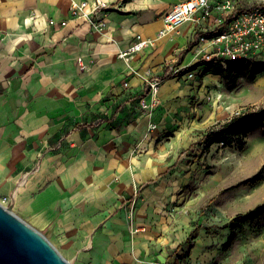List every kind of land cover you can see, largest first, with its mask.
<instances>
[{"label":"crops","instance_id":"1","mask_svg":"<svg viewBox=\"0 0 264 264\" xmlns=\"http://www.w3.org/2000/svg\"><path fill=\"white\" fill-rule=\"evenodd\" d=\"M76 1L0 0V199L72 264H210L213 242L196 236L187 252L196 230L164 215L172 165L147 133L160 99L140 108L150 79L164 80L163 100L178 92L169 69L198 63L188 48L209 24L158 38L185 0H127L100 29L71 17ZM137 35L155 42L121 59Z\"/></svg>","mask_w":264,"mask_h":264},{"label":"rangeland","instance_id":"2","mask_svg":"<svg viewBox=\"0 0 264 264\" xmlns=\"http://www.w3.org/2000/svg\"><path fill=\"white\" fill-rule=\"evenodd\" d=\"M233 3L238 11L264 1ZM253 67H239L235 87L220 75H204L207 68L201 72L204 76L197 78H170L172 91L178 92L168 98L169 102L160 94L163 118L156 129L149 127L147 132L148 137L154 132L159 135L156 152L164 149L165 160L172 165L163 174L174 186L164 215L173 218L175 230L195 229L197 237L213 242L210 264H264V213L236 228L225 248L232 234V220L264 207V126L253 128L243 147L214 145L205 150L203 143L207 131L235 115L264 111V71L251 79Z\"/></svg>","mask_w":264,"mask_h":264},{"label":"built area","instance_id":"3","mask_svg":"<svg viewBox=\"0 0 264 264\" xmlns=\"http://www.w3.org/2000/svg\"><path fill=\"white\" fill-rule=\"evenodd\" d=\"M126 1H76L70 8V15L74 19H84L92 27L101 29L106 26L108 11L121 7ZM234 9L233 0H223L218 3H213L212 0H185L163 15L164 25L158 33V38L180 35L183 25L188 21L196 22L198 26L206 21L209 25L200 27L199 36L193 48L200 62L212 63L225 70L238 62L251 65L264 63V4L238 11ZM50 24L54 25L55 20H50ZM61 25L66 26L67 21L62 22ZM154 42L137 35L133 45L127 51L121 52L119 57L129 61L132 54L142 51ZM78 64L81 68L85 67L83 58H78ZM199 69L200 67L181 75L184 69L174 66L169 69V75L175 78L192 79L202 75ZM161 85L162 80L159 78L148 81L150 99L143 98L140 101L142 110L152 114L158 108ZM149 127L154 130L157 125L151 123ZM0 201L7 205L8 198L0 199Z\"/></svg>","mask_w":264,"mask_h":264},{"label":"trees","instance_id":"4","mask_svg":"<svg viewBox=\"0 0 264 264\" xmlns=\"http://www.w3.org/2000/svg\"><path fill=\"white\" fill-rule=\"evenodd\" d=\"M198 36L199 33L195 35V41L197 40ZM195 41H192L190 43L188 48L189 50H191L194 47ZM244 64H245L244 62H238L233 64L228 70H225L221 66L213 65L212 63L200 62L194 64L190 68L184 69L181 72V75H184L185 73L190 71H194L201 65H207V70L205 71L204 75H206L207 73H212L213 75H220L223 78H225L228 82L232 83V87H235L239 79L238 75H236L235 73L237 72L239 67H243ZM253 65L254 67L251 70V79H255V77L261 71H264V63H256ZM263 126H264V111L260 113L237 114L229 121L221 124L216 128H212L206 132L203 138L205 150H209L214 145H223L224 147H229L234 144H238L241 147H243V145L245 144V140L248 137L250 131L255 127H263ZM263 213H264V207L258 206L244 214L236 216L232 220V224H231L232 234L230 235L228 244L225 246V248H227L230 245L231 241L233 240L235 236L236 228H240L243 224L249 221H253ZM195 238H196V231H193L187 240L188 243L187 252L191 250Z\"/></svg>","mask_w":264,"mask_h":264},{"label":"water","instance_id":"5","mask_svg":"<svg viewBox=\"0 0 264 264\" xmlns=\"http://www.w3.org/2000/svg\"><path fill=\"white\" fill-rule=\"evenodd\" d=\"M0 264H72L38 229L0 201Z\"/></svg>","mask_w":264,"mask_h":264}]
</instances>
